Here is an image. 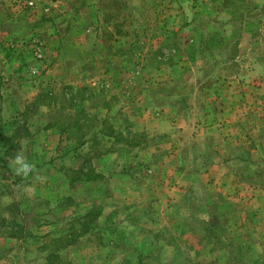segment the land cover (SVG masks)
<instances>
[{"label": "rangeland", "instance_id": "rangeland-1", "mask_svg": "<svg viewBox=\"0 0 264 264\" xmlns=\"http://www.w3.org/2000/svg\"><path fill=\"white\" fill-rule=\"evenodd\" d=\"M0 236V264H264V0H0Z\"/></svg>", "mask_w": 264, "mask_h": 264}, {"label": "clouds", "instance_id": "clouds-1", "mask_svg": "<svg viewBox=\"0 0 264 264\" xmlns=\"http://www.w3.org/2000/svg\"><path fill=\"white\" fill-rule=\"evenodd\" d=\"M11 166L17 175L27 176L33 171L34 164L22 152H18L11 160Z\"/></svg>", "mask_w": 264, "mask_h": 264}, {"label": "crops", "instance_id": "crops-1", "mask_svg": "<svg viewBox=\"0 0 264 264\" xmlns=\"http://www.w3.org/2000/svg\"><path fill=\"white\" fill-rule=\"evenodd\" d=\"M100 174H103V173H100ZM96 179H97V180L100 179L101 181L105 180V178L103 177V175H102V176H98V178H96ZM90 180H91V181H95V180H93V179H90ZM153 206H154V205H153ZM153 206H151L150 208H148L147 211H149V212L152 211V210L154 209ZM102 210H103V208H102ZM102 214L105 215V211H102ZM149 217H150V216H149ZM107 218H108V216L106 217V220H107ZM143 220H147V219H144V218H143ZM2 238L5 239V242H6V240H9V239H10V238H8V237H6V236H4V237H1V236H0V240H1ZM72 242H73V241H72ZM72 245H75V244H72V243H71L70 246H72ZM73 251L75 252L74 249H73ZM73 251H72V252H73ZM100 253H101V252L96 253V255H100ZM75 258H77V256H76Z\"/></svg>", "mask_w": 264, "mask_h": 264}, {"label": "trees", "instance_id": "trees-1", "mask_svg": "<svg viewBox=\"0 0 264 264\" xmlns=\"http://www.w3.org/2000/svg\"><path fill=\"white\" fill-rule=\"evenodd\" d=\"M95 178H98V176L94 177L93 175H91V173L85 175V179H88V180L95 179Z\"/></svg>", "mask_w": 264, "mask_h": 264}]
</instances>
